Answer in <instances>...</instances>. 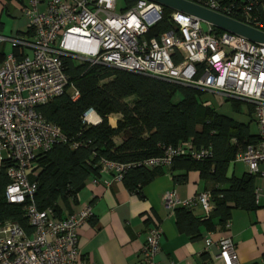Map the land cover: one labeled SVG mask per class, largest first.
<instances>
[{"label": "built area", "instance_id": "1", "mask_svg": "<svg viewBox=\"0 0 264 264\" xmlns=\"http://www.w3.org/2000/svg\"><path fill=\"white\" fill-rule=\"evenodd\" d=\"M191 1V0H190ZM199 0L198 5L237 20L264 33V0ZM22 7L28 18L26 36L0 35V53L6 43L18 49L0 58V165L9 161L5 173L9 183L5 199L22 205L31 232L17 223L0 226V264H95L78 248V231L92 217L84 206L66 218H56L51 209L39 211L34 203L38 170L35 160L56 143L67 142L60 128L47 122L36 107L64 93L77 100L79 93L70 84L63 58L91 65H104L180 86L217 95L226 101L252 106L258 128V142L248 145L235 160L247 166V173L262 181L255 188V203L264 197V44L222 31L192 16L174 11L173 29L147 39L148 31L162 19V6L138 0L118 14L116 0H27ZM195 3V2H194ZM44 5V9L39 7ZM116 118L109 124L116 127ZM101 118L92 109L81 117L85 127ZM75 147V145H73ZM210 156V149H195L190 141L168 147L158 157L140 163L123 164L101 160V172L122 181L129 167L156 169L171 165L176 157L196 161ZM163 204L177 208H199L202 218L214 210L210 191L182 200L174 190L163 195ZM140 248V264H160L162 230L150 218ZM229 228V221L225 224ZM218 250V264H238L235 244L230 237L204 239ZM264 259V256H263Z\"/></svg>", "mask_w": 264, "mask_h": 264}, {"label": "trees", "instance_id": "2", "mask_svg": "<svg viewBox=\"0 0 264 264\" xmlns=\"http://www.w3.org/2000/svg\"><path fill=\"white\" fill-rule=\"evenodd\" d=\"M137 1L125 0L124 11ZM235 2L240 3L239 0ZM172 12L163 7L161 21L145 37L154 38L173 29ZM13 53H18V49L14 48ZM63 67L79 96L73 101L68 93H64L36 107L37 112L47 122L58 126L67 139L65 143L54 144L35 160L38 172L31 180L37 184L34 203L39 211L51 209L54 217L60 218L69 203L76 202L86 181L100 176L101 160L140 163L161 156L168 147L188 141L195 149H210V156L202 161L174 158L171 170L184 172L174 176V181L184 182L186 173L198 172L199 177L210 184L214 210L206 218H195L189 209H175L178 231L198 240L202 227L210 231L214 224L224 226L230 221L234 210L256 209L257 177L249 173L241 177L228 176L236 155L258 142V136L250 134L248 124L202 106L199 100L202 93L193 88L67 57L63 58ZM177 92L181 94V100L173 103L172 98ZM231 105L238 111L239 102L231 101ZM89 108L98 114L101 122L85 127L81 117ZM251 112L250 107L249 115ZM113 115L119 116L114 128L109 124ZM115 138H120V143H116ZM9 163L4 161L0 165V226L12 221L30 233L32 229L23 206L10 204L5 199L9 183L5 169ZM160 171L158 168L129 167L122 182L128 191L141 198L142 188ZM202 257L205 258V254Z\"/></svg>", "mask_w": 264, "mask_h": 264}, {"label": "crops", "instance_id": "3", "mask_svg": "<svg viewBox=\"0 0 264 264\" xmlns=\"http://www.w3.org/2000/svg\"><path fill=\"white\" fill-rule=\"evenodd\" d=\"M27 4V0H0L1 36L6 30L10 35L28 34L29 20L22 11V7H26ZM39 9L43 10L44 5ZM19 16L25 20L24 24L23 19L15 21ZM18 22H21L20 25L17 24ZM7 44L10 43L2 47V55H5L3 48ZM13 49L11 46L10 53ZM200 92L213 95V100L219 106L225 102L231 103L215 94ZM239 103L238 111H241V104L244 102ZM201 104L216 111L211 101H201ZM245 104L248 108L251 107L250 116L255 121L252 106ZM111 117L119 119L118 115ZM236 162L234 160L230 165L228 176L241 177L244 174H235ZM158 169L161 170L160 174L142 188L141 198L128 191L122 181H114L106 172H100L99 177H91L86 181L85 187L77 195L76 202H70L60 218H66L84 206L91 208L92 217L79 229L77 240L78 248L87 260L95 264H140V248L146 230L152 225L150 221L152 218L162 230L160 251L157 256L160 264H218L215 260L218 253L215 246L209 247L208 252L205 253L206 237H210L213 241L221 237L232 238L238 264H264V197L260 199L254 210H234L229 228L214 224V228L209 231L202 227L200 239L192 240L191 237L178 231L175 213L165 208L163 195L167 191L174 190L180 199L185 200L203 191H209L210 184L202 180L196 171L186 173V180L176 183L174 176L184 174L183 171L173 172L171 165ZM261 185L262 181L256 179V188ZM191 213L195 218L202 217L199 208L191 210ZM203 254L205 258L202 257Z\"/></svg>", "mask_w": 264, "mask_h": 264}, {"label": "water", "instance_id": "4", "mask_svg": "<svg viewBox=\"0 0 264 264\" xmlns=\"http://www.w3.org/2000/svg\"><path fill=\"white\" fill-rule=\"evenodd\" d=\"M162 7L169 8L202 21V29L206 30L205 23L232 34L239 35L253 43L264 44V33L237 20L228 18L208 10L190 0H146Z\"/></svg>", "mask_w": 264, "mask_h": 264}, {"label": "rangeland", "instance_id": "5", "mask_svg": "<svg viewBox=\"0 0 264 264\" xmlns=\"http://www.w3.org/2000/svg\"><path fill=\"white\" fill-rule=\"evenodd\" d=\"M125 0H116V8H115V12L118 14L123 13L124 9H125ZM15 21L21 20L23 19V17H17L15 18ZM14 21V20H13ZM23 24L25 22V20H22ZM21 22H18L17 24L20 25ZM7 29H8V25H7ZM3 36L5 37H16L15 33L13 35L9 34V31L6 30V33H3ZM3 52L5 54H9L11 52V45L7 44L4 48H3ZM214 97L213 95H209L207 93L202 94V96L199 98V100H201L202 102L205 101H211L213 108L216 109V111L222 115H225L227 117H230L231 119L240 122V123H244V124H248L249 127V131L251 134H256L258 132V128L257 125L255 123V121L253 120V118L249 115V108L245 103L241 104V111H234L232 109V105L230 102H225L223 103L221 106L217 105L216 102L213 100ZM181 100V94L179 92H177L173 98H172V102L173 103H177L178 101ZM200 101V102H201ZM121 139L120 138H115V142L116 143H120ZM235 174L236 175H242L243 173H247V166L242 163L237 161L235 163ZM260 179L257 178V181H259ZM261 182V180H260Z\"/></svg>", "mask_w": 264, "mask_h": 264}]
</instances>
